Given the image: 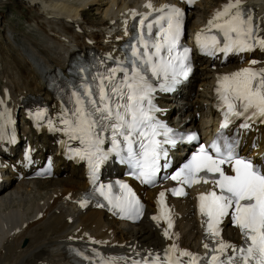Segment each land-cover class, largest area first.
I'll return each mask as SVG.
<instances>
[{"label":"snow or ice","instance_id":"snow-or-ice-1","mask_svg":"<svg viewBox=\"0 0 264 264\" xmlns=\"http://www.w3.org/2000/svg\"><path fill=\"white\" fill-rule=\"evenodd\" d=\"M191 3L192 0H186ZM158 15L151 21L150 11L140 20L142 31L129 45L130 56L117 61V66L93 77L91 85L82 81L81 87L71 92L72 108L62 112V123L70 139L83 145L72 153L86 160L90 184L96 185L101 165L115 154L121 164H127L130 175L144 184H154L161 167H168V153L164 145L175 146L185 138L197 139L195 133L174 132L156 119L159 111L153 103L155 93L171 91L181 79L191 72V50L180 41L184 32V12L179 7L162 5L153 9ZM147 21V23H146ZM155 29V32L153 30ZM215 29L217 35L209 33ZM260 26L247 14L242 0H228L208 21V27L195 36V42L205 55L264 51V37ZM257 64L256 60L250 65ZM117 73H123L117 76ZM158 81L151 82L148 76ZM98 81V83H97ZM223 120L221 132L209 145H199L198 150L170 177L182 185L212 184L214 189L197 196V208L205 225V256L180 249L175 243L163 255L148 253L132 258L129 264H264V170L251 159L237 152L238 141L223 135V129L236 119H242L241 128H249L259 121L264 123V68L245 67L217 77L215 88ZM71 113L70 115L68 113ZM45 113H36L42 119ZM107 133V135H105ZM108 141L111 147L104 151ZM165 163L161 165V160ZM230 168V174L226 171ZM121 195H112V184H99L98 192L108 204L125 213L127 218H139L142 205L128 184L116 181ZM173 195H186L183 187L170 189ZM81 207L85 201H81ZM158 215L152 219L163 220V231L170 237L172 218L165 204V193L157 199ZM228 217L241 236L239 245L225 241L221 225ZM139 254H137L138 256ZM120 258H104L99 264H115ZM91 264V262H90Z\"/></svg>","mask_w":264,"mask_h":264},{"label":"bare ground","instance_id":"bare-ground-1","mask_svg":"<svg viewBox=\"0 0 264 264\" xmlns=\"http://www.w3.org/2000/svg\"><path fill=\"white\" fill-rule=\"evenodd\" d=\"M142 1L16 0L28 15L23 18V27L18 29L15 22L8 23L0 13V89L4 86L9 89L13 105H20L28 97H35L55 110L56 103L45 88L47 78L58 72L65 74L70 63L89 51L112 46V42H105L106 35L111 34L112 37L118 34L117 20L126 9ZM219 1L202 0L196 3L189 11L195 15L189 24L191 29L201 24ZM243 1L259 16L260 33L264 35V0ZM94 4H99V10L98 6L93 7ZM93 8L96 15L87 13ZM85 12L93 19L86 17ZM87 39L93 43L88 44ZM195 60L198 62L195 63L192 82L185 90L177 92L179 96L176 93L162 96L158 103L167 107L164 118L171 125L198 128L204 137L216 124L210 109V90L215 70L209 68V60L198 56H195ZM229 64L238 65L236 60L229 61ZM195 112L199 113L197 120L194 118ZM21 130L23 134L30 135L24 124ZM259 133L263 138L264 127ZM40 142V148L50 147L44 135H41ZM172 155L178 159L180 153L172 152ZM65 169L68 173L64 178L56 177L52 181L17 180L13 174L3 177L0 182V264H70L63 248L73 243L72 238L84 240L86 232L101 240L107 239L103 248L109 251L127 250L133 246L163 247L164 241L158 229L147 220L148 213L153 211L149 203L152 191H146L144 195L147 199L145 214L138 223L118 222L115 226L106 220L101 210L90 207L78 210L75 207L72 200L78 198L86 188L82 171L79 166L66 164L59 156H54V172ZM114 169L113 174H116L119 168L111 165L105 171L110 173ZM48 184L54 187L50 188ZM45 186L47 189L42 193L39 188ZM67 193L68 200H65ZM34 196L38 203L30 211L26 204ZM172 203L180 214L176 227L181 246H197L200 229L192 213L191 200L174 199ZM38 213L41 216L36 218ZM15 228H18L17 232H14ZM225 233L231 238L236 235L231 228H227ZM112 242H115L114 245H111Z\"/></svg>","mask_w":264,"mask_h":264},{"label":"rangeland","instance_id":"rangeland-1","mask_svg":"<svg viewBox=\"0 0 264 264\" xmlns=\"http://www.w3.org/2000/svg\"><path fill=\"white\" fill-rule=\"evenodd\" d=\"M0 2H1L0 3V13H2L4 15L5 20L8 23H12V24L16 23L15 24L16 27H18V29H21L23 27V18L25 17V15H28V13L26 14V12H27L26 9L24 7H20L19 4H17L16 0H8V1L6 0L5 2H3V0H0ZM95 6H98V10H99V7H100L99 4H94L93 7L95 8ZM94 8L87 10V13L92 14ZM87 13L85 12V16L88 17L89 19H93V17L89 16ZM93 15H96V13H93ZM49 181H52V180L50 179ZM44 184H45V182H44ZM48 185H50L49 186L50 188L54 187L51 184H48ZM46 189H47L46 186L39 188V190L42 193H44V191ZM33 198L34 199H32L31 202H27V204H26V207L28 206L30 208V211L33 210L38 203V201L36 200V197L34 196Z\"/></svg>","mask_w":264,"mask_h":264}]
</instances>
